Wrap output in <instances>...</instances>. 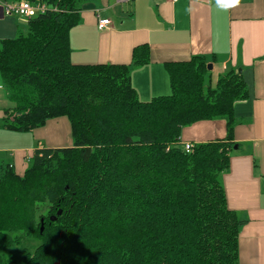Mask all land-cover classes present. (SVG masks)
Masks as SVG:
<instances>
[{
  "label": "trees",
  "instance_id": "obj_1",
  "mask_svg": "<svg viewBox=\"0 0 264 264\" xmlns=\"http://www.w3.org/2000/svg\"><path fill=\"white\" fill-rule=\"evenodd\" d=\"M27 1L49 11L1 42L13 103L3 128L64 117L73 144L0 176V264H238L245 221L228 209L221 175L237 146L234 104L248 98L241 73L228 69L212 86L217 56L166 63L170 94L141 102L130 74L149 63L146 44L129 64H72L68 34L88 0ZM210 120H224L227 136L185 153L182 129Z\"/></svg>",
  "mask_w": 264,
  "mask_h": 264
},
{
  "label": "crops",
  "instance_id": "obj_2",
  "mask_svg": "<svg viewBox=\"0 0 264 264\" xmlns=\"http://www.w3.org/2000/svg\"><path fill=\"white\" fill-rule=\"evenodd\" d=\"M0 0V47L27 31L28 20L5 15ZM69 35L75 65L129 64L137 45L149 47V63L131 70L141 102L170 94L166 63L215 55L208 77L214 86L228 69L241 73L248 98L233 107L236 149L221 175L228 209L245 223L238 234V264H264V0H88ZM108 19L105 33L97 20ZM13 108L0 78V176L6 169L22 175L34 153L72 147L66 118L48 120L31 132L3 128ZM227 136L224 120L195 123L181 131V144H202Z\"/></svg>",
  "mask_w": 264,
  "mask_h": 264
},
{
  "label": "built area",
  "instance_id": "obj_3",
  "mask_svg": "<svg viewBox=\"0 0 264 264\" xmlns=\"http://www.w3.org/2000/svg\"><path fill=\"white\" fill-rule=\"evenodd\" d=\"M121 2H128L129 0H120ZM3 6L5 15L7 16H19L23 19L30 20L31 18L44 14L49 11V7H47L43 3H30L27 0H20L15 2H3L1 4ZM51 10V9H50ZM53 12H57L56 8H52ZM97 30L100 33H105L111 27V21L108 19H98L97 20ZM193 144L184 143L183 148L185 153H190L193 148Z\"/></svg>",
  "mask_w": 264,
  "mask_h": 264
},
{
  "label": "water",
  "instance_id": "obj_4",
  "mask_svg": "<svg viewBox=\"0 0 264 264\" xmlns=\"http://www.w3.org/2000/svg\"><path fill=\"white\" fill-rule=\"evenodd\" d=\"M208 70H211V65H208ZM236 148H237V147H234V149H236ZM60 213H61V211H59V212L57 213V215H60ZM51 220L54 221L55 218L53 217V218H51ZM41 231H42V227H41Z\"/></svg>",
  "mask_w": 264,
  "mask_h": 264
},
{
  "label": "clouds",
  "instance_id": "obj_5",
  "mask_svg": "<svg viewBox=\"0 0 264 264\" xmlns=\"http://www.w3.org/2000/svg\"><path fill=\"white\" fill-rule=\"evenodd\" d=\"M235 2H236V3H238V2H239V0H235Z\"/></svg>",
  "mask_w": 264,
  "mask_h": 264
},
{
  "label": "rangeland",
  "instance_id": "obj_6",
  "mask_svg": "<svg viewBox=\"0 0 264 264\" xmlns=\"http://www.w3.org/2000/svg\"><path fill=\"white\" fill-rule=\"evenodd\" d=\"M26 32V31H25Z\"/></svg>",
  "mask_w": 264,
  "mask_h": 264
}]
</instances>
